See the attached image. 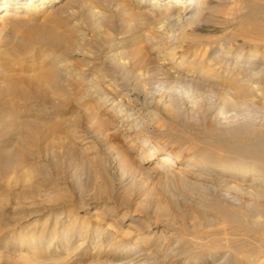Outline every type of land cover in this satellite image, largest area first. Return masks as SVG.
Masks as SVG:
<instances>
[{"label":"rangeland","instance_id":"374dc122","mask_svg":"<svg viewBox=\"0 0 264 264\" xmlns=\"http://www.w3.org/2000/svg\"><path fill=\"white\" fill-rule=\"evenodd\" d=\"M115 1L63 0L43 13L28 11L24 0L14 18L5 21L0 39V151L8 146L10 151L23 147L35 173L24 180L17 171H0V264H35L38 260L43 261L39 264H78V252L93 258L107 252L113 242L112 250L122 247L130 224L140 228L134 234L140 233L142 238L160 235L165 240L173 233L172 244L178 237L183 243L200 235L204 236L202 243H209L216 234L235 231L237 243L254 249L264 260V194L256 195V188L252 193L245 190L247 187L235 189L241 180L230 183L225 173L218 174L223 178L214 183L212 177L199 174L198 167L187 164L191 158L231 160L239 155L235 150L239 142L252 139L260 126L264 128V65L259 69L260 95L249 93L252 105L244 108L224 100H235V79L213 83L210 77L200 78L188 88L183 80L175 81L172 72L185 54L188 63L193 58L199 63L205 56L202 62L208 65L207 61L221 53L215 46L234 30L244 27L258 32L261 14L228 24L225 18L243 15L248 9L228 15L233 2L214 0L218 7L207 11L200 23L176 25L171 31L162 23L158 25L159 16L147 18L133 31L111 20L94 31L92 10L118 20H134L136 13L152 12L150 6L138 8L131 0H120L124 12L123 8L117 11ZM70 41L79 44L73 54L63 50ZM156 45L164 46L162 53L169 51L174 61H163ZM14 47L21 52H13ZM47 52L61 55L65 63L80 71L73 102L56 109L20 106L10 113L5 104L13 98L9 82L19 79L21 85L22 77L26 80L41 69V54ZM89 84H94L93 91L89 92ZM102 94L120 97L140 114L134 113L130 120L118 118L109 102H98ZM57 97L62 100L65 96ZM20 119L30 121V125H21ZM143 140L156 143L164 152L179 154L182 162L164 164L159 155L138 163L149 149L143 147ZM210 201L219 204L212 206ZM225 201L230 202L232 207L226 204L230 209L243 213L248 223L256 222V228L240 225L231 229L229 219L219 210ZM98 226L104 228L100 239L96 236ZM68 231L82 235L64 246L62 238ZM88 234L95 236L89 238ZM81 240L85 242L76 252ZM98 241L101 247L93 253ZM205 252L191 260L183 253L167 259L160 253L157 256L171 264H214L221 257L216 253L211 258Z\"/></svg>","mask_w":264,"mask_h":264},{"label":"bare ground","instance_id":"6f19581e","mask_svg":"<svg viewBox=\"0 0 264 264\" xmlns=\"http://www.w3.org/2000/svg\"><path fill=\"white\" fill-rule=\"evenodd\" d=\"M23 1L24 0H0V8H1L0 24L3 25L2 27H0V39H1V35L4 33L5 21L14 18V16L17 14V11L22 8V5L24 3ZM121 1L120 0L115 1L114 6L117 11L123 8L122 10L124 12V3H122ZM132 1L134 5H136L138 8H142L144 6H150V8L148 9L149 11L152 10V12H146L144 14L136 13L134 15L137 16V19L134 20L123 19L122 16H121L122 19L118 20L117 18H115V16L112 18L109 15L112 18L110 19V17H108V15L102 11L90 10L91 11L90 20H91L92 29L98 32L103 27V25H105L107 22H110L111 20L113 24L119 22L120 25L122 24L126 26L128 31H133L139 25L143 24V22H147L146 20L147 18H150L151 16H153V18L159 16L158 25L162 23V25L167 30L171 31L177 28L176 25L183 26L195 22L200 23L201 18L207 13V11L216 9L218 7L217 4H214V0H131V2ZM62 2L63 0H26V3H28L27 6L28 11L43 12V13L48 12L54 6L59 5ZM231 2L235 3L236 5L234 6L233 3H231L232 5L230 6L233 7L230 8V12L227 13L228 15L234 14V12L239 10L241 11L244 8L248 9V11L240 16H232L225 18L226 23L228 24L234 22L236 23L237 21L243 20L245 16L251 18L256 13H259L261 14L260 15L261 19L258 18V20L260 22L262 21L259 25H257L256 28L259 31L257 32L256 30L254 31L253 28L246 29L244 27L234 30L233 33L227 35V37H225L222 40V43L215 46L217 47L215 48V50L218 48L222 49L221 53L219 52L220 54L216 55V57H214L213 59L211 58V60L207 61L208 65L202 62L205 59L204 58L205 56L201 57L199 63L192 61L194 58L190 61V63H188L187 59H185L186 57L185 54L180 59V61L177 64H175L176 71H172V72H174L173 74L174 80L177 82L179 81L182 82L183 80L184 83L188 86V88L192 87L196 83H199L200 78L206 79L210 77L211 82L214 83L219 80H225V78L231 77L236 80V84H233L234 86L233 89L235 91V100L231 101L232 99L229 100V97L228 98L225 97L224 100L226 101L227 104H230L231 106L244 108L245 106L252 105L251 100L253 99H251L249 95L251 94L252 96H256L257 93H258L257 95H260V92L262 90V86H261L262 82L259 76L260 75L259 69L262 68V66L264 65V0H231ZM26 17L27 15L25 16V18ZM144 34H146V32ZM146 39L150 40L151 37L147 36ZM119 45L120 44L118 41L115 48ZM77 47H79V44H77V42L73 43L72 41H70L64 45L63 50L67 54L70 53L73 54V51ZM155 48L157 49V52L163 61H166L167 58H169L172 62L174 61L175 58L170 55L169 51L162 53L163 51H165L164 46L156 45ZM11 50H13V52H18V53L21 52V49L17 47H14ZM113 53L115 54V51ZM5 54H8V51H6ZM106 54H108V52ZM41 55H43L42 58H40L41 59L40 64L42 66V67L40 66L41 69H38V71L36 70L32 75H30V77L26 76V80H24L23 77L21 78V76L19 77L21 78V80L23 79L22 83H26L27 87L26 85L21 86L22 83L20 85L19 79H16L18 83H16L15 79L14 81L11 80L13 82L12 83L13 85L11 84V82H9L8 87H10V89L8 87L7 88L13 94V98H11L5 104L10 108L9 111L10 113L11 112L13 113V109H16L20 106L25 107V109H28V107L56 109L69 105L71 101L73 102L75 89H76L75 81H77L76 79L78 78L80 79L81 77L79 76V74H81L80 71H75V68L73 66H71L67 62L65 63L64 60L61 58V55L59 54H53V52L52 53L47 52L46 54H41ZM180 74H183V77H181ZM198 74H200L199 77L197 76ZM90 84H89L90 87H88L89 92L93 91L94 88L93 87L94 84L93 86H91ZM118 91L119 93L122 92L120 90ZM252 91H256V94L255 95L252 94L253 93ZM96 93L98 95L99 92ZM58 95L65 96L63 98L64 100L59 99V97H57ZM98 99H99L98 102L102 104L104 103L105 105L106 103L109 102L108 104L111 106L110 109H112L113 112L116 113L118 118L122 117V120H124V117H127V119L130 120L131 117L134 115V113L140 114V111H138L136 108L128 106V104H124L120 97L116 98L110 94H102L99 96ZM10 116L12 117V115ZM0 117L2 118V115ZM134 120H138V119H134ZM132 122L134 123L135 126L137 125L135 124L137 121L136 122L132 121ZM24 123L29 124L30 121H27L25 119L23 120L20 119V124L22 125ZM29 125H27V127ZM258 132L259 133H257L255 137H253L252 139L251 137H247L245 140H243V142H239V144H237L235 150L236 153H238L239 155L231 160H227V161L224 160L223 162H221V161H213L214 159L213 160L207 159V157L206 158L203 157L202 159L191 158L189 161H187V164L193 167H198V170H200L199 174L203 176L208 175L207 177H209V179L210 177H212L214 183L215 180L217 181L218 178H223V176L219 177L218 174L220 173H225L228 176L227 179L225 178V180L229 181L230 183L232 181L234 182L239 179L242 181V183L241 181L240 184H238V182L237 184L234 183L235 185L233 187L235 189L238 190V188L236 187H243L241 189L247 187L245 188V190L249 189V191H251L252 193V191L255 190L254 188H256L258 192L256 191L255 194L260 196L264 194L261 193L264 192V128L260 126ZM147 140H143V147L147 145L149 148L148 152L147 154L142 155V158L138 161V163L149 161V159L152 158H157L159 155H162V163L164 164H171L172 166H176V163L182 162L179 154L172 151L164 152L159 145H157L154 142L153 144L148 143ZM26 153L27 152L24 151L23 147L19 149L17 148L12 149L10 151V148L8 146L2 151H0V171L4 173L5 172L8 173L14 170L17 171L24 180L31 179L35 173V169L30 164H28ZM161 166H163V164H161ZM172 170H174V167H172ZM227 200H229V198ZM237 201L238 200H235V202ZM229 203H226L225 201V205H223V207H220L219 210L224 213V216L227 219H229L228 221H230L231 229H235V228L237 229V227H239L240 225L242 226L245 225L246 229L247 227L250 229L256 228L255 227L256 222L248 223V221L243 217L244 216L243 213L241 215V213L237 211L238 209L236 210L233 208L230 209V207L232 206ZM218 204L219 203L213 201H210L209 203V205L212 206L213 205L218 206ZM226 204H229L228 206L230 207L226 206ZM98 227L97 230L99 234H97L96 236L99 237L100 239L101 235L103 234L104 228L100 226ZM71 231H68L63 235L64 236L62 238L63 242L61 243L64 246L65 245L68 246L72 242L75 236L82 235L80 231H74V232ZM135 231H140V228L137 227L133 228V226L130 224V226L126 229V236H125L126 238L124 237L125 241L121 240L123 241L122 242L123 246L120 247L118 245L119 247L116 250H112V248H110V246L114 245L113 243H115L112 241L113 242L111 243L112 245L107 247V252L97 253L94 256H92L93 258H90V256H88L85 253L78 252V256L76 255L79 259L78 264H171L161 261L160 257L157 256V254L160 253L163 258L167 259L170 256L176 254H180L181 256V254L183 253L186 255V259H190V258L197 259L198 256L205 251H207L205 253H207V255L210 256L211 258H215L216 253L218 254L221 253V257L219 259H216L217 261L215 260L214 264H261V262L259 261L260 257L258 253H255L253 247H252L253 250H250L245 246V244L242 245L237 243V240H235L236 237L235 238L233 237V235H235L234 233L235 231L233 232L234 233L233 234L230 233L231 231L230 230L228 232L229 235L225 231H224V235L221 233L217 236L216 234V236L212 240H210L209 243L207 241H205V243H202L203 241L201 238L204 236L200 238L201 235L196 236L195 239L192 238L183 243L180 237H178L176 244L171 243L172 242L171 237L174 236L173 233H169V238L162 240L161 238H159L160 235L158 237H155L154 235H149V236L144 235V237L142 238V236H138L140 233L137 232L138 234H134ZM43 236L44 235H41V237ZM88 236L89 238H92L95 235L92 236L91 234H88ZM206 236L207 235H205V237ZM84 242H85L84 240L83 241L81 240V242L78 244L80 246L75 248V250L77 249L76 252L81 249L80 247ZM118 243H120V241H118ZM98 247H101L99 241L98 243H96V246L92 252L95 253L97 249H99ZM262 257L264 258V256ZM42 262L43 261L38 260L35 262V264H39ZM74 263L72 262L71 264Z\"/></svg>","mask_w":264,"mask_h":264}]
</instances>
